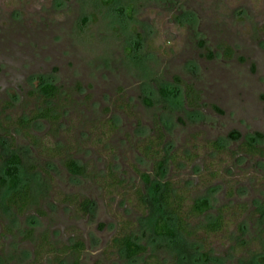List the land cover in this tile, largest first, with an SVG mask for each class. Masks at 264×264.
Segmentation results:
<instances>
[{"label": "rangeland", "instance_id": "obj_1", "mask_svg": "<svg viewBox=\"0 0 264 264\" xmlns=\"http://www.w3.org/2000/svg\"><path fill=\"white\" fill-rule=\"evenodd\" d=\"M44 84L58 88L55 98L44 97ZM44 109L56 124L29 121ZM233 131L243 138L231 140ZM256 133L264 135V0H0V171L17 155L18 187L29 183L33 195L19 216L3 206L10 188L0 191V264H73L76 254L55 249L79 240L81 264H143L147 255L260 264L264 158L242 149ZM149 139L175 154L164 180L183 193L184 210L209 201L208 213L189 218L191 236H155L157 212L140 203L139 172L152 174L155 160ZM69 159L83 177L69 174ZM220 211L222 231L205 234ZM120 232L148 254L126 260L112 247ZM44 235L54 251L37 257Z\"/></svg>", "mask_w": 264, "mask_h": 264}, {"label": "trees", "instance_id": "obj_2", "mask_svg": "<svg viewBox=\"0 0 264 264\" xmlns=\"http://www.w3.org/2000/svg\"><path fill=\"white\" fill-rule=\"evenodd\" d=\"M228 52L229 55L232 54V50L229 47ZM41 92L45 98L49 100L56 97L58 89L53 84H45L41 87ZM192 92V89H188V93ZM162 93L166 96L170 95L167 90L162 91ZM50 113L51 110L45 109L44 112L37 113L35 116L37 118L52 119ZM240 137L241 135L237 132L231 134V138L235 140L240 139ZM263 137L264 136L262 134L258 133L256 138L249 139L248 142L244 143L245 151L253 156L263 155L264 151L256 146L257 141ZM155 143L156 142L152 140L147 146V149L149 152L154 154L155 158H158L160 157V152L155 151ZM5 164L4 170L0 171V191L6 188L10 189L4 199L3 206H5L6 209L15 212L19 216L25 215L32 204V189L29 183H25L23 185L20 184L18 187L21 159L17 155L13 154L7 159ZM163 166V161L157 163L158 168H162ZM67 167L73 175H82L84 173V169L79 167L74 161H68ZM142 177L150 187H148L149 193L147 200L143 198V194L141 192H139V195L145 206H150V208L157 212L153 229L154 235L171 241L176 240L179 235L191 236L192 232L187 229L189 218L195 216L199 217L207 212L210 209L209 202L207 200H195L190 209L185 211L183 207L186 201L183 193H180L177 188L174 187L173 183L168 181L164 184H156L151 182L148 175L143 174ZM84 204L86 206L89 204V201H85ZM256 213L259 214V217L264 219V203L259 205V208L256 209ZM223 226L224 222L220 211L218 217L213 222L204 226L202 230L205 234L219 233L222 231ZM42 239L43 240H41V243L36 249L37 257L42 256L45 251L48 253L53 252V247L48 244V237L44 236ZM117 246L123 250L128 259H133L147 251L144 246L135 243L133 238L128 235L118 238ZM80 247L83 248L82 245H80ZM203 258L207 263L209 260V253H204ZM149 261L150 263L153 262L154 264H161L156 256H151ZM259 263L264 264V256L259 258ZM74 264L79 263L77 261Z\"/></svg>", "mask_w": 264, "mask_h": 264}, {"label": "flooded vegetation", "instance_id": "obj_3", "mask_svg": "<svg viewBox=\"0 0 264 264\" xmlns=\"http://www.w3.org/2000/svg\"><path fill=\"white\" fill-rule=\"evenodd\" d=\"M232 50V49H231ZM225 51H227L226 53H227V55L228 56H230L228 53V47H226V50ZM232 53H233V51H232ZM211 57H212V55H211ZM45 85V84H44ZM58 89V88H57ZM188 89H192V93H188ZM186 90H187V103H188V105H189V107L192 109V110H194V111H197L199 108H197L198 107V101H199V97H198V95L196 94V92H194V89H193V87L192 86H187L186 87ZM59 91V90H58ZM169 93H170V95H173V92L172 91H168ZM192 94H194L193 96H192ZM45 97V96H44ZM194 97V98H193ZM50 100V99H49ZM151 103V102H150ZM197 108V109H196ZM217 110H218V112H222L221 110H219L218 108H216ZM45 110V109H44ZM44 112V111H43ZM42 113V112H41ZM51 114V117H52V119H50V118H37L35 115L32 117V119L31 120H29V121H31V122H37L38 120L40 121V120H43V121H48V122H50V123H52V124H56L57 122H58V120H59V118L58 117H55V116H53L52 115V112L50 113ZM110 124L112 125V123H111V121H110ZM162 129V128H161ZM234 132H237V133H239L238 131H233V132H231L230 133V135H229V138L231 139V140H233V141H240L242 138H243V136L241 135V133H239L240 135H241V137H240V139H238V140H235V139H233V138H231V134H233ZM158 133H159V137H158V139H160V141L158 140V139H156L157 141H159V142H161L162 141V138H164V134L159 130L158 131ZM257 134L258 133H256V135H255V137H250L249 139H251V138H256L257 137ZM259 134H261V133H259ZM263 135V134H262ZM264 136V135H263ZM249 139L247 140V141H245L244 143H246V142H248L249 141ZM150 140V139H149ZM156 140H154L155 142H156ZM262 140H264V137L262 138V139H259L258 141H257V144H256V146H258L259 148H261L263 151H264V149L262 148V147H260L259 146V143L262 141ZM152 140H150V142H151ZM260 141V142H259ZM149 142V143H150ZM149 143L146 145V150H148L147 148V146L149 145ZM244 143H242V149H243V151L245 152V154L247 155V156H249V157H260V158H264V154L263 155H250V154H248L246 151H245V148H244ZM212 146L217 150V151H223L224 149H223V147L221 146V145H219L217 142H214V143H212ZM153 148V147H152ZM161 152V151H160ZM149 153V151L148 152H146V154H148ZM264 153V152H263ZM175 154L174 153H172L171 155H165V156H163V154L162 153H160V157H158V158H155V160H154V162H153V173L152 174H150V173H147V172H139V174H140V179H141V181L143 182V184H144V189H140V192L143 194L142 196H143V198L145 199V200H147V197H148V193H149V190H148V187H150V186H148V184H147V182H145V180L143 179V177H142V175L143 174H146V175H148L149 177H150V180H151V182L152 183H160V184H164V183H166V182H171V183H173L171 180H169V179H165L164 180V176H165V174H166V172H167V162H168V159H169V157H171V159L173 158V156H174ZM148 158V157H147ZM21 159V158H20ZM68 161H74L79 167H82L83 169H84V173L82 174V175H73L72 173H70V171L68 170V167H67V163H68ZM164 162V166L162 167V168H158L157 167V163H159V162ZM21 163H22V160H21ZM65 166H66V169L68 170V172H69V174L71 175V176H73V177H83L84 175H85V167H83V166H81V165H79L77 162H76V160L75 159H69V160H67L66 162H65ZM111 175H113V173L111 174ZM173 185H174V183H173ZM174 187H175V185H174ZM148 191V193H147V191ZM139 193V192H138ZM89 201V204H87L86 206H85V201ZM196 200H205V199H196ZM208 201V200H207ZM209 202V201H208ZM262 202V201H261ZM140 203L142 204V206L145 208V209H149L150 208V206H145L144 204H143V200L141 199V197H140ZM262 203H264V202H262ZM261 203V204H262ZM32 204H33V195H32ZM32 204L30 205V207L32 206ZM93 206V202L91 201V199H84V200H82V202H81V210H82V212L85 214H88L89 213V209L91 208ZM30 207H29V209H30ZM257 208H259V207H257ZM256 208V209H257ZM28 209V210H29ZM210 209H211V206H210ZM210 209L207 211V212H205L204 214H202L201 216H203V215H205L206 213H208L209 211H210ZM28 212V211H27ZM26 212V213H27ZM219 215V214H218ZM218 217V216H217ZM102 227H103V225H102ZM32 234V230L30 231V232H28V236H30L31 234ZM30 234V235H29ZM131 236L132 238H133V240H134V242L135 243H137L136 241H135V239H134V237L131 235V233H123V232H120L118 235H116L115 236V238L113 239V241H112V247L113 248H115L117 251H121L122 252V254L125 256V259L126 260H132V261H135V260H137L138 258H141L142 256H145V255H147L148 254V249H147V247L146 246H144V245H142V244H139V243H137L138 245H141V246H144L146 249H147V251L145 252V253H143V254H140L139 256H137V257H135V258H133V259H128L127 257H126V255H125V253L123 252V250L122 249H120V248H118V246H117V240H118V238H120V237H122V236ZM44 236H47L48 237V240H49V235H44ZM43 236V237H44ZM40 243H38V245H39ZM48 244H50V241H48ZM38 245H37V247H38ZM51 245V244H50ZM80 245H82L83 246V248L82 247H80ZM86 245H85V243L83 242V241H77L76 243H74L72 246H70V245H66L65 246V248L64 249H62V250H60V251H58L57 249H55V251L58 253H64L65 255L66 254H70V253H73V254H76V259H75V261L73 262V264L75 263V262H77L78 261V263L79 264H81V257H82V254L84 253V251L86 250ZM52 250L54 251V248H52ZM51 253V252H50ZM151 256H154V255H150V256H148L147 255V259L145 260V262L143 263V264H154L153 262H151L150 263V261H149V258L151 257ZM178 261V260H177ZM60 263H62V262H60ZM95 264H102V262H100V261H97ZM171 264H174V263H171Z\"/></svg>", "mask_w": 264, "mask_h": 264}]
</instances>
